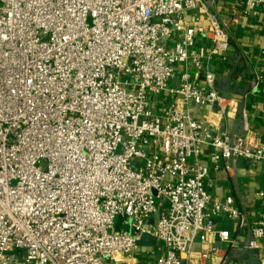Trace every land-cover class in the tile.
Segmentation results:
<instances>
[{"label": "built area", "instance_id": "built-area-1", "mask_svg": "<svg viewBox=\"0 0 264 264\" xmlns=\"http://www.w3.org/2000/svg\"><path fill=\"white\" fill-rule=\"evenodd\" d=\"M228 40L201 0H0V264H107L147 234L166 249L146 264H210L214 234L235 245L214 218L243 215L205 182L264 162V143L195 115L224 113L211 61ZM247 247L264 249V205Z\"/></svg>", "mask_w": 264, "mask_h": 264}, {"label": "crops", "instance_id": "crops-1", "mask_svg": "<svg viewBox=\"0 0 264 264\" xmlns=\"http://www.w3.org/2000/svg\"><path fill=\"white\" fill-rule=\"evenodd\" d=\"M201 2L227 24L229 40L211 61L215 87L225 98L224 113L219 112L216 104H209L195 108V115L216 132L245 135L253 143H264V10L257 15L247 14L244 0ZM198 44L205 49L209 46L202 38ZM164 103L161 95L155 97L154 112L160 113ZM209 152L206 149L202 156L204 164H209ZM229 166L227 169L221 162L218 168L211 169L206 190L221 201L231 196L244 224L240 226L226 214L214 218V230L229 231L236 244L222 243L216 234L212 235L210 242L219 250L217 259L210 264H264V249L247 247L251 228L261 218L264 205V162L237 159L230 161ZM200 247L199 243L194 246L196 250ZM165 249L154 235L147 234L131 255L119 254L116 261L107 264H146ZM220 259L225 261L221 263Z\"/></svg>", "mask_w": 264, "mask_h": 264}, {"label": "rangeland", "instance_id": "rangeland-1", "mask_svg": "<svg viewBox=\"0 0 264 264\" xmlns=\"http://www.w3.org/2000/svg\"><path fill=\"white\" fill-rule=\"evenodd\" d=\"M119 225H121V223Z\"/></svg>", "mask_w": 264, "mask_h": 264}]
</instances>
